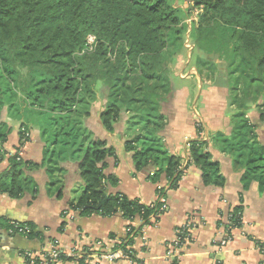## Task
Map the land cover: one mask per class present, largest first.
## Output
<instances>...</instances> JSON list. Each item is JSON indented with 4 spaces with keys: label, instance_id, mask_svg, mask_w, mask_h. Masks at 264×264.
Wrapping results in <instances>:
<instances>
[{
    "label": "trees",
    "instance_id": "16d2710c",
    "mask_svg": "<svg viewBox=\"0 0 264 264\" xmlns=\"http://www.w3.org/2000/svg\"><path fill=\"white\" fill-rule=\"evenodd\" d=\"M176 1L0 0V114L6 109L8 118L20 122V140L26 139L30 125L38 127L47 144L44 155L52 186L60 184V160L80 159L73 191L78 196L69 202L68 210L78 216L120 214L127 219V235L113 249L124 257L131 256L128 247L141 229L153 225L164 213L161 199L166 192L159 190L150 204L111 193L110 187L117 181L103 171L106 159L115 157V149L93 138L83 126L98 99L105 100L100 117L108 133L127 117L124 149L131 153L136 171L153 167L152 181L164 174L172 189L193 166L205 186L223 185L218 164L210 160L208 142H188L182 165V159L170 155L158 137L165 126L161 106L172 91L169 67L185 49L189 28L185 20L193 8L199 12L198 22L190 23L189 39L193 51L208 58L193 67L202 83L224 79L237 110L231 138L218 134L212 140L222 152L243 158V182L257 181L264 193V149L255 147V132L245 117L249 107L260 100L257 109L264 112V0H184L188 7ZM88 35L95 38L90 53L83 52ZM214 61L227 63L233 82L221 74L214 79L202 74L201 65H214ZM239 69L242 73L236 76ZM132 75L141 77L143 83L131 84ZM33 115L40 121H32ZM7 131L0 121V161L7 158V167L0 173V193L19 199L31 185L24 173L32 165L23 162L18 152L4 150ZM196 131L201 130L197 127ZM135 220L139 226L132 225ZM242 224L240 208L229 211L226 240ZM19 226L27 228V238L35 237L30 224ZM6 227L17 232L13 225ZM177 240L181 245L190 239L181 229ZM57 251L55 264L84 258H78L83 256L78 252L77 257H69ZM44 256L52 264L48 253ZM35 264L40 261L35 259Z\"/></svg>",
    "mask_w": 264,
    "mask_h": 264
},
{
    "label": "crops",
    "instance_id": "0c3cea01",
    "mask_svg": "<svg viewBox=\"0 0 264 264\" xmlns=\"http://www.w3.org/2000/svg\"><path fill=\"white\" fill-rule=\"evenodd\" d=\"M194 66V65H193ZM192 66V67H193ZM176 78V77H175ZM183 85L172 82L171 94L161 106L165 126L158 134L170 155L187 159L188 142L201 139L208 142L210 160L219 167L222 187L205 186L200 171L189 167L175 188L168 189L169 182L161 174L156 182L151 177L156 170L148 167L136 171L131 153L124 149V122L126 116L108 133L101 122L100 113L105 100L98 99L91 106L90 115L84 120V128L93 138L107 142L115 149V157L106 159L104 175L111 176L117 185L110 187L113 194H120L131 201L150 204L158 191L166 192L164 213L153 224L141 229L128 249L130 257H119L112 262L103 258L124 240L130 222L120 214L103 216H78L69 209V202L78 194L73 193L79 180L80 159L70 158L59 162L60 184L52 186L47 172L44 151L47 144L37 126L30 125L26 139L20 140V122L7 117L6 109L0 121L8 128L4 150L8 154L18 152L23 162L30 163L24 175L31 185L19 199L0 193V264H27L28 252L45 263L44 253L57 249L65 254L70 250L81 253L80 259L57 264H264V193L258 182H243V158L234 153L222 152L212 137L220 134L231 138L232 117L237 113L231 104V93L224 79L204 80L197 100L195 76L185 78ZM100 98V97H99ZM251 105L245 112L254 129L257 148L264 149V112ZM3 113L4 117H2ZM200 128L198 134L196 128ZM7 167V158L0 161V173ZM234 208L242 212V227L233 230L230 238L225 230L227 214ZM187 221L193 222L189 239L178 244V234ZM30 224L34 238L15 233L8 225ZM133 226H139L137 220ZM224 242V244H223ZM54 246V248H53ZM168 250L177 255L173 262L166 257ZM117 251V250H116Z\"/></svg>",
    "mask_w": 264,
    "mask_h": 264
},
{
    "label": "rangeland",
    "instance_id": "374dc122",
    "mask_svg": "<svg viewBox=\"0 0 264 264\" xmlns=\"http://www.w3.org/2000/svg\"><path fill=\"white\" fill-rule=\"evenodd\" d=\"M188 1H184V0H177L176 4L179 6H186L188 7L189 4L186 3ZM198 14L199 12L197 10H194V8L191 10L190 12V17L189 19L185 20L186 23H192V21L194 23L198 22ZM89 36V35H88ZM87 36V37H88ZM92 36V35H91ZM86 37V39H87ZM190 41L187 42V44H189ZM94 49V46H93ZM93 49H90V46L85 47V49L83 50V52H87L90 53L93 51ZM113 58H111L112 60ZM203 59H208L207 56L203 55V53L194 50L192 52V56L191 59L189 61L188 64H186L188 58H187V49L183 48L180 55L176 58L175 62L170 64L169 70H170V74H168L170 81L174 78L175 79V84L177 85H183L185 83V80H182V78H185L187 75V72L189 73L190 70L189 68H191L194 64L199 65L200 61H203ZM211 60V59H209ZM213 64L207 63L205 65H201L200 69L202 71V74H204L205 77L210 78V79H214L216 75L221 74L223 76L226 77L227 80L233 82L234 79L232 77H228V74L230 73V68L227 69V63L220 61V62H213ZM237 66H240L237 64ZM241 67V66H240ZM233 68V67H232ZM242 68V67H241ZM243 69V68H242ZM240 73H242V71L239 69L237 71V75H240ZM176 77V78H175ZM131 84L134 85H141L143 83V80L141 77L137 76V75H132L131 76ZM240 84H242V79L240 78ZM100 96V95H99ZM194 98V95H193ZM4 115H6L5 113H3L2 117H4ZM25 118H28V115L25 114ZM31 120L35 121L37 123V121H40V118H38L37 116L33 115L31 116Z\"/></svg>",
    "mask_w": 264,
    "mask_h": 264
},
{
    "label": "built area",
    "instance_id": "2783aa9c",
    "mask_svg": "<svg viewBox=\"0 0 264 264\" xmlns=\"http://www.w3.org/2000/svg\"><path fill=\"white\" fill-rule=\"evenodd\" d=\"M95 41V38L91 35H89L86 39V47L88 48V46H90V49L92 48L93 49V46H94V42ZM188 144L186 145V148L188 149ZM161 202L165 204V199L162 198L161 199ZM14 229L17 231V233L19 234H24L27 230L26 227H20L19 225H13ZM193 222L191 221H187L185 223V225L182 227V229L187 233V235H189V233L191 232V230L193 229ZM187 241V240H186ZM224 244V242H223ZM58 251L57 249H54L52 251H50L48 253V257L50 258L52 264H55L56 262V257L58 255ZM67 256L69 257H77V252L75 251V249L73 250H70L68 251V253H66ZM124 256L123 253L121 251H115V252H112V253H107V254H104L103 255V258L106 259L107 261L109 262H112L114 260H117L119 257H122ZM24 257L25 259H27V264H35V257L33 256V254L31 253H24ZM166 257H168L169 259H171V261L173 262L174 260L177 259V255L175 254L174 251L172 250H168L167 253H166ZM45 256L43 257V260H44ZM45 263H46V260H45ZM173 264H175L173 262Z\"/></svg>",
    "mask_w": 264,
    "mask_h": 264
},
{
    "label": "water",
    "instance_id": "95a60500",
    "mask_svg": "<svg viewBox=\"0 0 264 264\" xmlns=\"http://www.w3.org/2000/svg\"><path fill=\"white\" fill-rule=\"evenodd\" d=\"M187 24H188L189 28H188V30H187V32L185 34V39H184V47L187 49V58H188L186 64L189 63V61L191 59V54H192V51H193V48H194L193 42L190 41V39H189L190 23H187ZM188 41H190L189 44H187ZM189 70H190V72L189 73L187 72L186 75L187 76L193 75L196 78V80H195V95H194V97H195L194 102H195L197 100L198 96H199V93H200V90H201V87H202V81H201V79H200L199 75L197 74V71H196V69L194 67L189 68Z\"/></svg>",
    "mask_w": 264,
    "mask_h": 264
}]
</instances>
